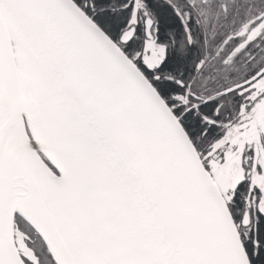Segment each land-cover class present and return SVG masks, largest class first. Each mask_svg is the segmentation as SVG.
Segmentation results:
<instances>
[{"label":"snow or ice","instance_id":"snow-or-ice-1","mask_svg":"<svg viewBox=\"0 0 264 264\" xmlns=\"http://www.w3.org/2000/svg\"><path fill=\"white\" fill-rule=\"evenodd\" d=\"M0 264H264V0H0Z\"/></svg>","mask_w":264,"mask_h":264}]
</instances>
